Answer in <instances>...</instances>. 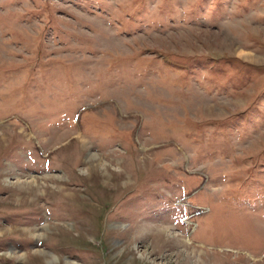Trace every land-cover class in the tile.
I'll list each match as a JSON object with an SVG mask.
<instances>
[{
  "label": "rangeland",
  "instance_id": "obj_1",
  "mask_svg": "<svg viewBox=\"0 0 264 264\" xmlns=\"http://www.w3.org/2000/svg\"><path fill=\"white\" fill-rule=\"evenodd\" d=\"M0 264H264V0H0Z\"/></svg>",
  "mask_w": 264,
  "mask_h": 264
},
{
  "label": "trees",
  "instance_id": "obj_2",
  "mask_svg": "<svg viewBox=\"0 0 264 264\" xmlns=\"http://www.w3.org/2000/svg\"><path fill=\"white\" fill-rule=\"evenodd\" d=\"M217 66H218V64H217ZM219 67V66H218ZM218 71L220 72V69H218Z\"/></svg>",
  "mask_w": 264,
  "mask_h": 264
}]
</instances>
